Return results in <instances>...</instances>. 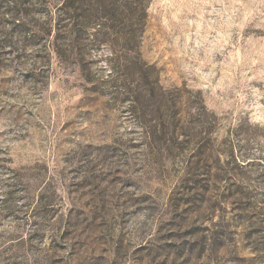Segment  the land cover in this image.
<instances>
[{"label":"rangeland","instance_id":"1","mask_svg":"<svg viewBox=\"0 0 264 264\" xmlns=\"http://www.w3.org/2000/svg\"><path fill=\"white\" fill-rule=\"evenodd\" d=\"M25 1L0 264H264V0Z\"/></svg>","mask_w":264,"mask_h":264},{"label":"trees","instance_id":"2","mask_svg":"<svg viewBox=\"0 0 264 264\" xmlns=\"http://www.w3.org/2000/svg\"><path fill=\"white\" fill-rule=\"evenodd\" d=\"M28 1L32 2L33 0H28ZM3 2L4 0H0V6L4 4ZM75 2H77V0H64L63 6H62V13L60 14V17H59V23H58L59 29L61 30L64 29V31L65 29L67 30L66 21L69 18V11L71 10L72 7H74L76 10L78 8V7H75ZM25 4H26L25 0H14L12 6L7 8L5 12H3V15L5 14L11 17L14 32L21 36H25L27 32L29 31L28 25L20 21L21 18L25 17L26 15H29V12L25 10L24 8ZM2 27H3V23H0V29ZM35 35H38V34H35ZM35 37H38V36H35ZM52 51L57 52L58 50L53 49Z\"/></svg>","mask_w":264,"mask_h":264}]
</instances>
